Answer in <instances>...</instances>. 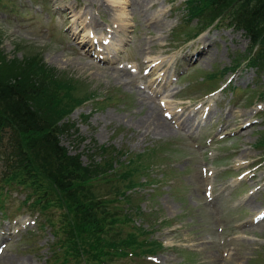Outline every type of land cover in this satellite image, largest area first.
<instances>
[{
	"label": "rangeland",
	"instance_id": "rangeland-1",
	"mask_svg": "<svg viewBox=\"0 0 264 264\" xmlns=\"http://www.w3.org/2000/svg\"><path fill=\"white\" fill-rule=\"evenodd\" d=\"M153 1L0 0V58L75 82L70 103L86 101L61 117L70 155L91 165L103 147L120 153L118 172L138 167L131 179L148 180L120 188L115 226L124 238L141 224L162 246L107 264H264V72L246 66L249 42L227 20L193 38L200 23L187 20L186 0ZM153 109L172 133L140 130ZM8 151L4 143L0 264H78L63 262L49 227L63 240L65 210L52 203L39 216L23 204L31 190L21 179L5 180ZM45 182L39 193L53 194ZM128 206L139 217L124 224Z\"/></svg>",
	"mask_w": 264,
	"mask_h": 264
},
{
	"label": "trees",
	"instance_id": "trees-1",
	"mask_svg": "<svg viewBox=\"0 0 264 264\" xmlns=\"http://www.w3.org/2000/svg\"><path fill=\"white\" fill-rule=\"evenodd\" d=\"M185 4L187 20L200 23L193 38L227 20L233 29L243 31L249 42L247 66L264 72V0H186ZM72 90H76L74 81L55 77L39 63L17 65L0 58V147L5 143L9 148L3 158L5 180L21 179L31 190L26 203L30 201L33 209L44 213L57 205L65 210V219L58 228L65 234L63 240L50 225L55 244L63 251V262L89 264L91 260V264H107L120 256L139 257L157 252L162 244L146 242L147 232L141 224L132 226L124 238L116 230L119 226H115L116 211L112 205L120 188L125 184L126 190L132 191L144 185L131 179L130 172H139L138 167L118 172L120 153H109L103 147L98 148V161L84 165L80 156L70 155L61 145L60 136L67 130L66 124H60L63 111L69 108V114L86 101L71 104L72 98L66 93ZM59 97L67 101L66 106ZM130 160L128 167L133 162ZM45 181L53 194L47 188L39 193V183ZM130 198L128 195L127 204ZM52 203L55 205L51 206ZM137 215L136 207L125 208L124 224ZM136 234L143 240H138Z\"/></svg>",
	"mask_w": 264,
	"mask_h": 264
},
{
	"label": "bare ground",
	"instance_id": "bare-ground-1",
	"mask_svg": "<svg viewBox=\"0 0 264 264\" xmlns=\"http://www.w3.org/2000/svg\"><path fill=\"white\" fill-rule=\"evenodd\" d=\"M112 2H114V0H111ZM152 2L154 3L155 1H153L152 0ZM147 4V2H145L144 4H143V6L145 7V5ZM118 17V16H117ZM118 19H120V17H118ZM117 19V20H118ZM156 26H159V25H156ZM206 47L204 46V50H206L205 49ZM196 50H199L198 49V47L195 49V52H196V54L198 55L199 53H201L200 51H196ZM192 51V50H191ZM194 52V53H195ZM193 53V54H194ZM193 54H191V55H189V56H191V57H194V56H192ZM247 63L248 62H246V66H247ZM249 67V66H248ZM250 69H252V68H250ZM141 104H145V102L144 101H141ZM242 117V116H241ZM138 127L140 128V130H143L144 132V134H146L147 132H152V133H155L156 135H163V134H170V133H172V130H171V128H170V126L169 125H167V123L165 122V121H163L161 118H159L158 116H156V112H155V110L153 109V110H151V112L149 113V115L148 116H146L145 117V119L141 122V123H139L138 122ZM154 134V135H155ZM252 201L253 200H251V201H247V205L249 206V208L253 211V212H257V209H256V206H254L253 205V203H252ZM253 229V228H252ZM251 228L248 230V229H246L244 232H249L250 230H252ZM12 235V234H11ZM207 250V249H206ZM208 251V250H207ZM207 255V254H206ZM223 255H224V253H223ZM208 256V255H207ZM215 257V256H214ZM2 258L3 259H7V255H5V256H2ZM1 258V259H2ZM212 259H213V257H212ZM213 264V263H212Z\"/></svg>",
	"mask_w": 264,
	"mask_h": 264
}]
</instances>
